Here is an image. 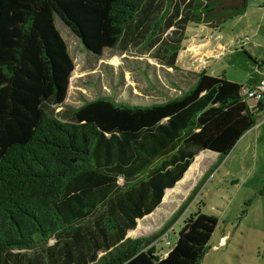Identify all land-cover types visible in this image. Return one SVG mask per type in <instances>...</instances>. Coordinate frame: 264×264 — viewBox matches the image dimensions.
Instances as JSON below:
<instances>
[{"label": "trees", "instance_id": "16d2710c", "mask_svg": "<svg viewBox=\"0 0 264 264\" xmlns=\"http://www.w3.org/2000/svg\"><path fill=\"white\" fill-rule=\"evenodd\" d=\"M150 1L0 0V264L20 256L40 264L20 253L36 249L44 264H200L208 251L217 218L200 210L183 220L165 256L153 237L126 233L200 151L225 157L255 125L262 103L250 107L241 84L201 69L184 92L148 104L96 96L64 105L74 64L54 14L100 56L121 44ZM164 3L148 41H160L161 24L173 26L161 51L163 64L177 69L189 24L217 28L249 0Z\"/></svg>", "mask_w": 264, "mask_h": 264}, {"label": "rangeland", "instance_id": "374dc122", "mask_svg": "<svg viewBox=\"0 0 264 264\" xmlns=\"http://www.w3.org/2000/svg\"><path fill=\"white\" fill-rule=\"evenodd\" d=\"M160 1L161 6L157 7ZM164 1L151 0L152 6L148 9L147 4L145 13L137 15L121 44L104 49L100 56L89 53L54 14V25L74 64L65 106H78L96 96L110 97L120 103L148 104L190 87L193 80L181 75L180 66L175 70L163 64L166 56L161 49L165 41H173L174 35L170 33L173 26L166 29L161 24L156 33L160 41H148L151 27L155 25L150 23L161 16ZM186 34L185 44L207 41L208 46L203 50L208 54L204 65L208 74H223L244 88L264 79V0H249L243 14L217 28L189 24ZM220 42L222 46H218ZM178 54L182 66L187 64L190 69L198 63L192 57L200 56L188 49ZM257 60L262 62L258 68ZM247 100L249 104L255 103L253 99ZM58 110L60 107L55 109ZM262 116L263 112H258L256 121ZM257 131L244 133L245 139L234 145L225 157L204 160L205 168L208 164L216 165L212 168L215 174L189 201L186 200L189 193L182 191V185L177 187L176 195L166 190L158 207L150 215L139 218L136 227L127 231V237H153L156 250L164 256L176 242L183 220L200 210L217 218L208 241L209 249L200 264H264V193L254 191L256 185L264 184V138L257 139ZM200 157L199 153L195 160ZM118 183L122 184L123 180L119 178ZM182 207L183 211L177 215ZM53 242L54 239L48 240L49 245ZM20 253L33 262L45 263L40 249ZM9 263L25 264L23 256L18 260L9 259Z\"/></svg>", "mask_w": 264, "mask_h": 264}, {"label": "crops", "instance_id": "0c3cea01", "mask_svg": "<svg viewBox=\"0 0 264 264\" xmlns=\"http://www.w3.org/2000/svg\"><path fill=\"white\" fill-rule=\"evenodd\" d=\"M202 26H206V25H202ZM222 43L223 42L218 43V46H222ZM182 44L184 46V49H188V51L193 50V51H196V52H198L200 54V56H198V57L197 56L196 57H192V59L194 61L197 60L198 63H196V65L193 66V68H191V69L188 67L187 64L185 65L183 63V66H182V64L179 61V54L177 55V58H176V65L180 66V69L178 71L181 73V75H186V76H188L189 78H191L194 81V79H195V74L194 73L198 72L201 69H205L206 70L204 65L206 64V56L208 54L205 52V50H203V47L208 46V43H207L206 40H204V41L202 40L201 42L188 43V44H185L182 41ZM185 45H189V46L186 47ZM197 49H199V50H197ZM261 64H262V62H260L258 60L256 61L257 68L259 66H261ZM175 70H177V69H175ZM254 102L256 103V101H254ZM247 103H248V100H247ZM255 103H253V104H249L248 103V104H249L250 107H254ZM262 112H263V116L258 121H256L255 125L251 129H249L247 132H245L246 135H248V133H250L252 130H254V131L258 130L257 131V139H262V137L264 138V111H262ZM246 135L245 136L242 135L238 139V141L236 142L235 145H237L239 142H241L243 139H245ZM256 141L257 140L255 139L254 142H256ZM199 153L201 154L200 159L195 160V157ZM199 153L194 157L192 163L189 165L187 170L183 173L182 177L174 184V186L171 187V188H166L164 190V192L166 190H171V194H173V195L175 194L176 195L177 193H175V192L178 191L177 187L182 185V187H180V188H182V191L185 192V194H186V193H190L197 185L201 184L199 188H202L208 182H210V180L212 179V177L215 174V173H212L214 170L211 173H205V172L208 169L212 170V168L213 167L215 168L216 166H215V164H208V167L205 168L204 167L205 165H204L203 162H204V160L206 158H208V157L214 158V157L218 156V154L216 152H213V151H210V150H202ZM217 159H219V157H217ZM206 174H208V176L205 178ZM249 174H251V173H249ZM184 183H187L189 185H183ZM258 190L260 191L261 195L264 193V184L262 182L255 186V188H254L255 193H257ZM161 202H162V200H161ZM148 215H150V214H148ZM148 215H146V216H148ZM137 220H136V222H137ZM126 237H127V233H126ZM166 254H167V252L165 253V255Z\"/></svg>", "mask_w": 264, "mask_h": 264}, {"label": "built area", "instance_id": "2783aa9c", "mask_svg": "<svg viewBox=\"0 0 264 264\" xmlns=\"http://www.w3.org/2000/svg\"><path fill=\"white\" fill-rule=\"evenodd\" d=\"M241 93L246 100L253 99L256 102L260 101L264 106V79L243 88Z\"/></svg>", "mask_w": 264, "mask_h": 264}, {"label": "water", "instance_id": "95a60500", "mask_svg": "<svg viewBox=\"0 0 264 264\" xmlns=\"http://www.w3.org/2000/svg\"><path fill=\"white\" fill-rule=\"evenodd\" d=\"M86 49V48H85Z\"/></svg>", "mask_w": 264, "mask_h": 264}]
</instances>
